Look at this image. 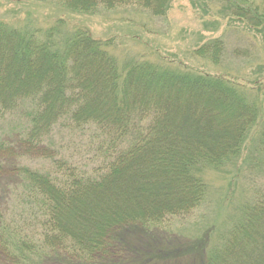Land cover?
Returning a JSON list of instances; mask_svg holds the SVG:
<instances>
[{
	"label": "trees",
	"instance_id": "trees-1",
	"mask_svg": "<svg viewBox=\"0 0 264 264\" xmlns=\"http://www.w3.org/2000/svg\"><path fill=\"white\" fill-rule=\"evenodd\" d=\"M220 1L264 44V10ZM32 2L165 17L172 0H0V8ZM33 22L29 12L16 24L0 20V264H264V119L242 156L264 115V65L252 96L219 76L120 61L108 40L65 18ZM223 50L213 38L193 54L219 65ZM8 115L18 122L9 132ZM239 160L258 171L261 190L240 204L216 246L160 233L208 201L203 166Z\"/></svg>",
	"mask_w": 264,
	"mask_h": 264
},
{
	"label": "rangeland",
	"instance_id": "rangeland-1",
	"mask_svg": "<svg viewBox=\"0 0 264 264\" xmlns=\"http://www.w3.org/2000/svg\"><path fill=\"white\" fill-rule=\"evenodd\" d=\"M250 2L264 10V0ZM225 8V2L220 0L208 2L206 7L200 0H172L165 17H156L148 11L131 6L99 10L95 14H82L53 7V4L49 6L35 2L22 5L8 3L0 8V20L16 24L23 21L26 12H29L34 24L47 27L53 24L56 18L62 17L68 27H82L95 39L108 40L111 44L108 51L120 61L137 59L155 64L164 63L181 70L188 68L194 72L219 76L245 86L244 90L253 96L256 94V86L253 88L249 83L253 74L257 77V67L264 65V44L260 36L244 29L242 21L231 19ZM213 38L222 39L224 44L219 65L193 54L197 46ZM261 70H264V67ZM262 82L263 87L264 80ZM263 100L259 102L262 109ZM263 116L261 114L258 124L247 137L242 151L243 158L249 154L250 142L257 136ZM5 120L7 132L18 123L17 118L9 115ZM2 126L4 129L5 125ZM248 162L239 160L237 168H240V163L245 164L237 174L232 172L236 168L234 163L221 170L203 166L200 173L208 186V201L186 222L178 225L174 220L169 227L160 230V233L171 238L174 234L175 238L188 240L201 241L205 238L206 243L210 242V245L216 246L219 237L221 239L229 228V220L238 214L237 208L240 204L245 200L253 201L255 191L261 190L260 179L256 175L258 171L251 166L249 174ZM44 164L39 162L36 167ZM252 177L257 179L258 184L252 181ZM261 185H264V180ZM205 219L207 220L203 222ZM209 226H212L213 231H205Z\"/></svg>",
	"mask_w": 264,
	"mask_h": 264
}]
</instances>
